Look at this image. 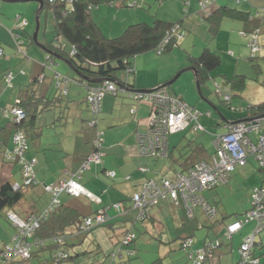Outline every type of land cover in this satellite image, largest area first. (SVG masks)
I'll return each mask as SVG.
<instances>
[{"label": "crops", "instance_id": "0c3cea01", "mask_svg": "<svg viewBox=\"0 0 264 264\" xmlns=\"http://www.w3.org/2000/svg\"><path fill=\"white\" fill-rule=\"evenodd\" d=\"M241 2L242 0H216L214 3L210 4L211 10H216L219 7H227L248 14V18L245 20L244 24H239L236 20L226 18L222 19L219 29L213 37H210V35L204 31V25L202 23L207 21L203 18L208 17L210 12H205V10L202 11L203 8L200 0H139L138 3L139 5L141 3V7H137L139 11L134 12L136 19L132 16L130 17L131 19H128V12L121 9L122 7H120V9L116 8L118 11L114 12V8L105 5L102 8L99 7L94 10L91 17L95 23H98V25V20L101 17L105 18V16H114L116 18L111 19L114 22H111L109 25V30H106L103 27L100 29L102 34H104L107 38H111L118 36L123 29L125 30L127 27L126 22L131 21L128 25L132 23L150 24L153 19L152 17H159L157 13L152 14L154 8L158 5V12L160 9L165 8L162 12V17L159 18L170 23L178 22L185 30L186 36L183 40L179 41L178 44L179 46H183V49L185 50L186 62H182L179 55L172 56L174 52L169 56H165L164 59L153 56L150 53H146L135 57L133 61V73H130L131 75L127 74V77L122 74L123 77L121 79L127 80L130 85H133L135 91H146L166 84L179 73L180 77L186 72H193L191 69H194V67L188 57H197L205 47H209V49L213 52H215L213 49L226 50L225 47L218 46L219 39H221L224 43L228 40V43H230L232 41L236 42L241 38L248 43L249 39L256 35V43L258 45L260 44L259 46L262 47V49L256 53L263 51L264 43H262L260 39L264 38V18L257 16L256 13L259 9H264V6H262L263 8L255 9L251 5V1L243 0V2ZM144 8L145 11H143ZM254 9L255 11H253ZM119 17H122L123 21L116 23L115 21H117ZM195 22L197 25L201 26L203 33H207L208 35L207 39L198 41L197 45L195 43V37V40L187 42L191 36V32H193L196 37L199 36L201 38L203 35L201 32L197 33L193 31ZM245 29L251 31H244ZM2 31H4V29L0 26V42L5 43L7 37L2 34ZM179 46L174 49L179 48ZM40 50L42 51V49ZM228 51L233 56V52L229 49ZM12 53L13 52L11 51L7 52L8 55H12ZM42 56H39L38 60L28 68V74L25 76H20L18 73L12 74L14 75V81L16 84L26 81L28 82L27 86H29V82L32 78L43 74L41 64L46 66L49 63L47 62L44 51H42ZM171 57L174 59V62L171 60ZM13 60V57H10L8 60H0V68H2L0 70V77L2 76L4 70L10 68L8 66L3 67L4 64L11 63ZM163 63H166V65H163ZM55 65L57 66L58 64L56 63ZM56 66H53V69L56 68ZM193 74L194 80L196 81L197 78L195 69ZM44 75L46 78H44V82L41 86L35 85L38 89L34 86L32 90L30 88H26L27 90L34 92V97L29 95V91H26L24 94V99L26 101L27 99L29 100L28 97L30 96L33 98H42L45 103L43 106H46L45 111L51 115V118H47L48 120L46 123L49 139L45 143L39 141L35 145V151L37 149L36 155L33 153L32 149L29 151V156L35 157L37 161L36 178L38 182L41 185H55L62 180L70 178L71 175L82 166V163L87 156L96 153V142L99 139L101 140V155L99 162H92L89 169L82 174L79 180L80 184L86 188L88 193L97 198L98 201H92L87 196L79 198H72L67 195L60 196L62 206L68 209H73L75 212L80 214L81 217L91 216L99 209L105 208L106 214L110 219L108 223L122 220L124 221V225H128L129 227L134 226L135 219L140 216V212L134 207L131 197L139 190L140 186L144 182L147 180L159 182L163 178L173 179L177 172H181L186 164L192 162V160L185 161V158L187 157L185 156V153L192 151L194 144L200 145L203 148L204 153L200 155V158L195 157L193 162L203 158L206 160L213 154V150L206 151L203 144L201 142H197L193 134L194 132L191 130V126H189L180 132L178 131L177 133L169 135L166 142L167 158L165 157L160 159L161 157L157 158L144 156L138 148L136 132L144 133L148 130L147 119L150 111V105L148 103L133 101L129 97V95L133 94V92L120 87L117 90L116 95L104 98L101 115L92 125H89L88 120L91 118H88L87 106L84 101L85 89L79 84H72L75 86L72 88L71 96L68 98L69 94H67L63 99H59L55 105L53 104V73L52 71L46 69ZM64 76H66L65 73ZM214 78L215 77L213 76L210 77L204 84L212 82L217 89L215 92L219 99L225 97L226 100L224 99V103L220 100H216L214 95L211 96L204 84H202L201 87H204L205 92L200 91V86L197 90L207 105L204 104L203 106H194L188 104L193 100L191 82H189L190 78H188V76L184 78V82L176 88L172 85L177 79L167 87V90L172 95L175 94L178 97H181L185 103L193 106L194 109L199 111L200 122L205 128L206 125L210 128L211 125L214 128H217V130H209L212 137L209 135L207 137L210 141L213 140V136L215 134L225 133L227 126L231 122L246 119V115L245 117H241L240 113H234L235 111H232L229 108L233 96V92L230 91V87L229 89L224 88V90L221 88L222 91L219 90L221 86L216 84ZM226 80L227 79H225V82H227ZM222 84L225 85V83H221V85ZM4 86L5 85H0V105L3 106L0 108V114L3 110L9 109L12 106L16 94L14 89L7 90ZM26 89L22 90L24 91ZM224 107L228 110L226 111ZM214 118H219V120L214 123ZM151 158L153 159L151 160ZM248 163L249 162L247 161L245 166L237 167L240 168V173H242L243 169L247 167ZM251 165L256 167L253 163L250 164V166ZM16 169L18 170V167L3 164V162H1L0 183L4 181L17 182L14 181L13 178V173ZM254 169H256L255 179L252 183L251 190L249 191L248 198L250 197L253 189L258 187L264 179V169L256 167L253 168V170H247V172L252 173ZM41 185L28 189L27 193L38 191L40 193L42 191ZM214 190H216V188L209 191V194ZM47 204L48 200L37 208L33 200L28 202L24 199L19 206H17V208L19 213L23 215L22 218H27L29 215L43 210ZM214 204L216 205V203ZM164 206H170L171 209L179 210L178 213L180 214L181 222L183 224L186 223L185 220H183L186 219L183 215V210L181 211V209H184L187 215L183 202L181 200L173 201L168 196H166L165 199L160 200L158 206L149 209L148 219L152 222L156 221V219L159 218V213L162 214L161 209ZM249 207L250 204L248 199L247 209L237 215L236 218L225 227H222L220 229L222 230V233H225L228 225L242 219ZM156 209L158 210V214L154 213ZM195 217L196 214L194 218ZM130 218L133 220H130ZM206 222L207 223L205 225L198 224V228H206L207 230L211 229L216 231V229H214V223H216V221L213 223L206 220ZM255 226V222L245 223L238 232L231 235V238H226L228 241L225 240L226 242L224 241L222 243L220 248L216 251L214 257L205 264H237L239 258V248L246 237L253 235ZM220 230L218 232H221ZM263 231L264 229L261 232ZM259 235L260 232L254 235L255 244L252 248V255L253 257L258 258L259 264H264L261 259L263 253H257L255 250L256 247H258L259 250L264 246L261 239L259 242L257 241ZM189 237L191 236H185L181 239ZM236 238H238L239 241L237 242L236 247H234L233 239ZM206 239L207 238L204 237L201 243L203 244ZM198 242L199 240H196V243Z\"/></svg>", "mask_w": 264, "mask_h": 264}, {"label": "trees", "instance_id": "16d2710c", "mask_svg": "<svg viewBox=\"0 0 264 264\" xmlns=\"http://www.w3.org/2000/svg\"><path fill=\"white\" fill-rule=\"evenodd\" d=\"M29 1H34L38 5L36 13L38 22L43 11L50 14L51 28L50 30H47V28L44 29L42 33V39L44 40V42L38 41L41 27L40 22L36 37L37 43H35L33 39L34 32L32 33V35L27 33L26 27L29 24L28 20L21 15H17L15 17L13 27L10 30H7L12 42L9 43L8 40H6L5 43L0 42V60H8L10 57H13V55H15L17 58L21 59L24 62H30L31 59L28 56V52L26 49L27 45H36L39 49H42V51L45 52V57L49 64H47L46 66L44 64H41L43 74L32 78L29 82V86H26L27 89L30 88L32 90L33 86L36 87L35 85L41 86V84L44 82V78H46L44 72L47 69L49 71H52L53 84L55 83V85L53 86V104H55L59 99H63L68 94V85L70 83L79 84L85 89L84 101L87 106L88 118H91L90 120H88V124L94 119L97 120L101 115L104 98L107 96L116 95V92L120 87L133 92V94L129 95V97L133 101L148 103L150 105L149 114L151 113L152 104L145 101V99L148 97V94L153 92L135 91L134 86L130 85L127 80L121 79L118 73L123 71L124 76H127V74L131 75L130 73H133V61L138 55L148 52H154L156 55H162L163 53L170 52L172 49L179 46L178 42L185 38L186 32L178 22L170 23L154 16L152 17L153 19L150 24L132 23L127 25L128 27H126L125 30H123L118 36L107 38L104 34H102L98 23H95L92 20V12L98 9L101 5L110 6L111 8L129 7L137 9V7H141V3L140 5L138 3L139 0H25L23 2L13 3H24ZM204 1L205 0H200V3L202 4ZM211 1L213 2L216 0ZM36 17L33 31H35ZM224 18L236 21H245L248 18V14L245 12L237 11L236 9L219 7L208 17L203 18L208 22V29L211 37H213V35L217 33L220 22ZM46 34H50L51 38L46 39ZM4 46L10 48L13 51L12 55H8L5 53V50L3 48ZM57 57H60L64 61L70 62L72 67L78 72L79 75L75 74V79H69L68 77L62 76L54 71L53 66H56L55 61H57ZM188 59L195 69L197 82L200 87L205 83V81L212 77L213 71L219 67L221 62L220 57L217 56L213 51H211L209 47H205L197 57H188ZM4 71L2 76L0 77V85H5L4 87L7 90H12L15 88V79L14 75H12L14 73L10 68ZM18 74L20 76H25L27 73L25 72V69L22 68L19 69ZM107 81L114 86L115 91L106 90L105 82ZM226 81L227 82L224 83H227L230 87V91L235 93L233 94V96H238L239 92L242 91L244 87L243 76H234L231 80L227 79ZM27 89L24 91L22 89H19L15 94V99L12 103V106L9 109L3 110L0 114V118L4 119L6 122L4 126H1L0 123V146H2L1 157L3 158V164L18 167L21 176V183L12 181H4L0 183V210L7 209V212L5 214L6 218L15 230V233L11 238L12 244L6 245L2 249H0V264H8L13 261H18L16 259H19L20 262L27 263L31 259H38V264H77L78 257L82 254L76 251L77 246H79L81 242L85 241V238L97 228L106 226L112 229L113 224L117 223L118 220L115 221V223L113 222V224L108 223L110 219L106 214L105 208L99 209L91 216L81 217L80 214L75 212L73 209H68L62 206L60 202V196L67 195L72 198H79L84 197L83 195L75 197L65 192H61L55 198V202L52 193L46 191L45 186L52 185L57 187L61 181L56 183L55 185H41L38 182L36 178L37 161L35 157L29 156L31 147L29 145L26 133L28 132L29 128H34L38 114L43 110L45 111L46 106H43L45 105V103L43 102L42 98H33L35 96L34 92ZM158 90H164L169 95H172L167 90V87L161 89L159 88L156 91ZM26 91H29V95L33 96H30L31 98L28 97L29 100L27 99V101L24 99V94ZM96 93H102V97L99 101L98 111L94 114L92 110L93 105L92 103H90L89 99L95 96ZM172 96L177 95L174 94ZM180 99L183 103H185L181 97ZM185 104L193 110L197 111L198 115L196 119H193L184 129L191 126V128L198 130V132H205V128L200 122L199 111L197 109H194L193 106H190L187 103ZM38 105H41V108L39 110ZM17 109H20L24 113L23 117H18L15 114V110ZM263 115L264 102L250 107L249 111L246 113L245 120L231 122L229 125L245 122L253 117H260ZM149 129L150 128L148 125V130L146 132H136L137 144L139 149L140 146L138 143V138L146 135L149 132ZM222 134H215L213 136V154L206 160L205 158H203L201 160L193 162V159H195V157L200 158V155L204 153L203 148L200 145L194 144L192 151H188L185 153V156H187L185 158V161L192 160V162L186 164L184 166V169H182L181 172H177V174H184L188 172L190 169H193L199 162L210 163L212 157H215L216 155L214 145L215 138L216 136ZM169 135L166 136L167 140ZM15 136H19L21 141H15ZM96 146L97 148L95 147V150H97L100 154V139L98 140ZM89 156H87V158L84 160L82 166L70 177L75 179L79 184V180L82 174L89 169V167L88 169L83 168V165L88 160ZM166 156L167 148L166 154L164 156H157V158H164ZM31 160H34V165L32 168L34 179L31 184L27 185L26 177H24V161L30 162ZM235 169L228 175L226 183L218 184L217 186H215V188L228 184L231 178V174L235 171ZM40 185L42 190L50 195L47 206L38 213L31 214L27 218H21L13 211V209L19 206V204L24 199H26V193L28 189ZM83 188L86 190L85 187ZM212 190L213 189L203 190L199 192V195L202 197L205 204H207L211 208H214L215 214L211 218H209V216L203 213L201 205H197L194 207L193 216L191 218L188 217L190 220L193 219L196 214L195 209L197 207H200L201 213L205 217L204 219L209 222H215L214 220L218 216V209L215 205L210 204L204 196L205 192H209ZM158 205L159 203L156 206ZM149 209L152 208H148L143 216L140 215L136 217L135 221L143 222L147 220L149 217ZM10 214L14 215L17 219L24 223L25 227L22 228L18 225H13V223L9 219ZM99 214H102L104 216V221L101 223H97L95 220V217ZM244 217L245 214L242 219L237 221H242ZM34 221L37 222V225L34 227V229H32ZM88 221H90V225L87 226L86 223ZM122 225H124V221L122 222ZM128 229L122 230L123 236L116 242V244H118V248L115 253H109L106 256V264H125L126 261L124 260V257L131 258L134 255L133 250L126 248L136 240V236L133 233H130ZM222 237H224V239L218 238L213 241L206 240L199 248L193 247L194 241L192 237L180 239L178 245L179 249L185 253L187 264H192L196 256L200 254L204 256V260L201 264H205L207 261L211 260L214 257L216 251L220 248L222 243L227 240L226 238H231V236L228 235L227 230ZM190 240L191 242L187 246H185V243ZM18 241L22 242V244L25 243V245L28 246V257L22 258L19 255L7 253L8 248L13 247V244ZM92 242L94 244V240ZM254 244L255 239L250 248V254L252 259L257 260L256 264H259L258 258H255L252 255V248ZM95 245L97 248L99 247L98 244ZM124 248H126L125 254L122 253V250ZM238 253L239 258L237 264H240V248ZM153 264H162V262L159 259Z\"/></svg>", "mask_w": 264, "mask_h": 264}, {"label": "rangeland", "instance_id": "374dc122", "mask_svg": "<svg viewBox=\"0 0 264 264\" xmlns=\"http://www.w3.org/2000/svg\"><path fill=\"white\" fill-rule=\"evenodd\" d=\"M155 1V0H154ZM251 1V5L257 9V8H263L264 6V0H248ZM215 2V1H213ZM243 2V0H242ZM241 2V3H242ZM249 4V2H248ZM209 6H205V12H210L212 14L213 11L211 10L210 4ZM37 3L34 1L24 2V3H7L0 0V26L3 27L4 31H2L3 35H6L7 40L9 43H11V38L8 35L7 30L12 28L14 25V19L17 15H21L25 17L29 24L26 27L27 33L31 34L34 32V25H35V17L37 13ZM105 5H101L100 8H102ZM158 5L154 8L153 13H157L159 17H162L163 11L165 8L160 9L158 12ZM120 9V8H118ZM118 9L114 8L113 11L116 12ZM121 9L126 10L128 12L127 18L131 19L132 16L135 18V13L139 11V9L135 8H129V7H122ZM255 9L253 11H255ZM211 10V11H209ZM145 11V8L144 10ZM264 9H259L256 13L257 16L263 17ZM111 15V14H110ZM115 18L114 16L105 18H100L99 25L100 29L103 27L106 30H109V25L111 22L113 23L111 19ZM116 19V18H115ZM123 18L119 17L116 23H120ZM40 32L38 36L39 42H44L42 39V33L45 28L47 30H50L51 28V21H50V14L45 13V11L42 12L40 16ZM197 22V21H196ZM195 22V27L193 31L197 33H203V29L200 25H197ZM239 24H244L245 21H238ZM47 23V25H46ZM130 22H126V26ZM204 25V31H206L209 35V29H208V23L204 22L202 23ZM125 26V27H126ZM128 27V26H127ZM8 28V29H7ZM240 29V28H237ZM124 30V29H123ZM122 30V31H123ZM244 31H251V30H244ZM207 33H203L202 37L195 36L193 32H191L190 38L187 40V42H190L191 40H195L196 45L198 44V41L205 40L208 38ZM256 35L253 37L255 38ZM195 37V39H194ZM211 37V35H210ZM51 35L46 34V39H50ZM262 43H264V38L260 39ZM7 42V43H8ZM256 42V38H255ZM211 43V42H210ZM260 45V44H259ZM218 46L225 47L226 50H215V54L220 57V65L219 67L213 71L212 76L215 77L214 80L216 81V84H218L220 87L219 90H224V88L229 89L228 84L225 85L221 83L225 82V79H232L234 76H243L244 78V87L242 91L239 92V95L234 97L232 96V100L230 103L229 108L232 111H235L234 113H240L241 117H245L246 113L249 111V108L252 106H256L260 103L264 102V50L259 53H251L252 52V42L249 41L246 43L241 38L238 39L236 42L232 41L228 43V40L225 41V43L219 39L218 40ZM261 47V46H259ZM264 47V44H263ZM5 50V53L7 52H13L8 47H3ZM256 48V47H255ZM27 52L28 56L30 57V62H24L21 59L17 58L15 55H13V62L4 64L3 67L8 66L12 70L14 74H17L19 69H25V72L28 74V68L32 66L39 58V56H42V51L36 46V45H27ZM228 49L233 52V56L229 53ZM174 52V53H173ZM152 54L153 56H156L158 58L164 59L165 56H169L172 53V56L179 55L180 59H182V62H186V55L185 50L183 49V46H179V48L174 49L172 52L163 53L162 55H156L154 52H148ZM146 54V53H145ZM139 56V55H138ZM232 58L230 59V57ZM43 57V56H42ZM171 60L174 62V59L171 57ZM58 65L54 70H57L56 72L60 73V75L64 76V73L66 77L68 76L69 79H75V73L70 69V67L64 62V60L55 61ZM163 65H166V63H163ZM2 68H0L1 70ZM64 72V73H63ZM119 77L122 78V74H124L123 71L119 72ZM190 78L189 82H191V88H192V95L193 100L188 103L190 105L194 106H203L206 104V102L203 100V98L199 95V92L197 90V86L194 80V74L193 72H186L182 74L176 81L173 83V87H177L181 85L184 82V78ZM1 82V81H0ZM15 83V82H14ZM28 82L24 81L23 83L16 84L15 83V92L17 93L19 89H25ZM73 83H70L68 85V98L71 96L72 88L75 85H72ZM2 85V84H1ZM21 85V86H19ZM55 83L53 84V86ZM227 85V86H226ZM206 89L208 90V93L211 96H215L216 100H220L222 103H224V98L218 97L216 95L217 89L215 85L211 82H207L204 84ZM38 89V87H36ZM221 90V91H222ZM31 91V90H30ZM200 91H204V87H201ZM233 94H235L233 92ZM222 95V94H221ZM230 95V94H229ZM220 104V103H219ZM221 105V104H220ZM38 110L41 108V105H38ZM209 106V104H208ZM3 107L0 105V108ZM224 109L227 111L228 109L224 107ZM244 113V115H243ZM51 115L47 113L46 111H41V113L38 114L35 125L33 129H28L27 138L29 141V145L31 149L33 150V153L36 155L37 149L35 151V145L40 141L45 143L49 139L48 130L46 129V123L47 118H51ZM219 118H214V123L217 122ZM1 126L5 125V120L0 118ZM205 128V127H204ZM210 129L217 130V128H214L211 125V128L206 125L205 132L199 131L191 128V130L194 132V136L198 143H202L205 147L206 151H212L213 150V144L212 140L210 141L207 137L208 135L212 137L211 133L209 132ZM180 132V131H179ZM7 137V136H6ZM1 150L2 146H0V163L2 161L1 157ZM178 155V153H177ZM165 158V157H164ZM167 158V157H166ZM153 158H151L152 160ZM162 159V158H160ZM248 165L245 169H243L242 173H240V168L235 169V173L232 175L228 182V184L216 188L212 193L209 194V192H205L204 196L206 197L207 201L210 204L216 203V207L218 209V216L215 218L214 221H216L214 229L215 230H207L206 228H198V224L205 225L207 222L203 217L204 215L201 213V208L197 207L195 209L196 217L193 220H190L184 209L183 215L185 216V224L181 222L180 214L178 213L179 210L171 209L170 206H164L162 210V214L159 213V218L156 219V221H150L149 219L141 222V221H135L134 226H128V225H122V220H118L117 223L113 224V228H108L106 226L99 227L96 230H94L92 233L89 234L85 239V241L81 242L79 246H77L76 251L82 253L77 260V264H106V256L109 253H115L118 244L116 242L123 236L122 230L128 229L130 233H133L136 236V240L129 246L126 247L130 250H133L134 255L131 258L124 257L126 263L125 264H153L157 260H161L162 264H187L186 262V256L185 253L179 249L178 242L182 237L185 236H191L194 240V248H199L202 243V239L206 237L207 241H213L218 238H223L224 233H222V230H220L222 227H225L227 224H229L231 221H233L237 215L241 214L243 211H245L248 207V195L249 191L251 190L252 183L255 179V170L250 173L247 172V170H253V168L258 167L257 162L253 158L248 159ZM254 164V166H250V164ZM236 174V175H235ZM14 181H17L21 183V176L19 171L16 169L13 173ZM63 182V180H62ZM42 190V188H41ZM41 194V195H40ZM50 195L43 190L39 193L38 192H28L26 193V200L28 202H31L33 200L35 202V205L37 208H39L40 205H42L46 200L49 202ZM13 211L20 216L21 214L18 211V208L15 207ZM6 212L7 209L0 210V249H2L6 245L12 244V236L15 233L14 228L9 223V221L6 218ZM155 214H158V210L156 209L154 211ZM21 218L23 215L20 216ZM130 220H133L130 218ZM123 226V227H122ZM221 232H218V231ZM218 232V233H217ZM262 240L264 245V231L260 232V235L257 238V241ZM94 240V244L93 241ZM196 240H199L198 243H196ZM238 238L233 239V245L236 247ZM95 244H98V248ZM126 248L122 250V253L125 254ZM257 253L262 252L263 255L261 256L262 262H264V246L258 250V247L255 249ZM261 255V254H259ZM48 256V255H46ZM18 261H13L8 264H38V259L36 260H30L27 262H20L19 259H16Z\"/></svg>", "mask_w": 264, "mask_h": 264}, {"label": "built area", "instance_id": "2783aa9c", "mask_svg": "<svg viewBox=\"0 0 264 264\" xmlns=\"http://www.w3.org/2000/svg\"><path fill=\"white\" fill-rule=\"evenodd\" d=\"M211 3H213L211 0H205L201 4L202 11H204L205 6ZM249 41L252 42V53L262 49L255 42L254 37H251ZM105 87L107 91H115L114 86L108 81L105 82ZM101 97L102 93H96L95 96L89 99L93 105L94 114L98 111ZM145 101L152 104V111L148 118L149 132L138 138L140 152L146 156H164L166 154V136L183 130L193 119H196L198 113L183 103L180 97L169 95L164 90L148 94ZM15 114L18 117H23L24 113L17 109ZM95 121L96 119L90 122L89 125H92ZM15 141H21L20 137L15 136ZM214 145L216 155L212 157L210 163L199 162L188 172L176 174L172 180L146 181L132 197L134 207L139 210L140 215L143 216L148 208L155 207L160 200L168 196L173 201L181 200L183 202L188 217L193 216L195 206L201 205L203 213L211 218L215 214V210L204 203L199 192L211 190L218 184L226 183L228 175L235 168L245 166L248 158H253L258 167L264 169V115L229 125L225 134L216 136ZM100 155L98 151L93 153L84 163L83 168L88 169L92 162H99ZM33 165L34 160L24 161V177H26L27 185L31 184L34 179ZM45 190L52 193L55 202V198L61 192L75 197L83 195L89 197L92 201H98L73 178L61 181L57 187L45 186ZM9 219L13 225L25 227V224L14 215L10 214ZM95 220L97 223H101L104 221V216L99 214L95 217ZM248 222H255L256 226L253 235L246 237L240 246V264L257 263V260L251 258L250 248L254 242V235L264 229V180L258 187L253 189L250 195V208L245 213L244 219L228 225V235L231 236L238 232L243 224ZM36 225L37 222L34 221L32 229ZM86 225H90V221ZM190 242L191 240L187 241L185 246ZM7 253L26 258L28 257V246L18 241L13 244V247L8 248ZM203 260L204 256L200 254L196 256L192 264H201Z\"/></svg>", "mask_w": 264, "mask_h": 264}, {"label": "water", "instance_id": "95a60500", "mask_svg": "<svg viewBox=\"0 0 264 264\" xmlns=\"http://www.w3.org/2000/svg\"><path fill=\"white\" fill-rule=\"evenodd\" d=\"M3 1H5V2H23V1H25V0H3ZM38 1V0H37ZM39 10H40V8H39ZM38 28H39V22H38V17H36V26H35V31H34V34H33V39H34V42L35 43H37V39H36V37H37V32H38ZM59 60H62L60 57H57ZM71 69H72V71L76 74V75H79L78 74V72L72 67V65H71V63L70 62H67V61H64ZM191 71H193L194 72V69H191ZM179 75H180V73L179 74H177L171 81H169V82H167L166 84H164V85H162V86H160V87H158V88H154V89H151V90H147V91H143V92H154V91H156L157 89H161V88H165V87H168L169 85H171L178 77H179ZM195 83H196V86H197V88L199 89V84H198V82H197V80L195 81Z\"/></svg>", "mask_w": 264, "mask_h": 264}]
</instances>
